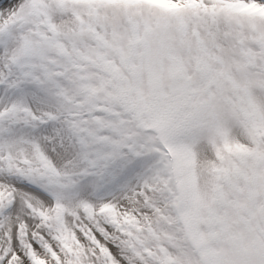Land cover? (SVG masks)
I'll return each mask as SVG.
<instances>
[{"label":"snow or ice","instance_id":"obj_1","mask_svg":"<svg viewBox=\"0 0 264 264\" xmlns=\"http://www.w3.org/2000/svg\"><path fill=\"white\" fill-rule=\"evenodd\" d=\"M0 264H264V0H0Z\"/></svg>","mask_w":264,"mask_h":264}]
</instances>
